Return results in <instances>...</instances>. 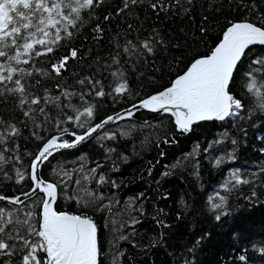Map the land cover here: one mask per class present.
<instances>
[{
  "label": "snow or ice",
  "instance_id": "obj_1",
  "mask_svg": "<svg viewBox=\"0 0 264 264\" xmlns=\"http://www.w3.org/2000/svg\"><path fill=\"white\" fill-rule=\"evenodd\" d=\"M163 21L186 27L173 37ZM106 34L104 57L84 47ZM209 122L225 130L202 149L195 143L154 182L190 168L199 183L203 153L222 173L205 209L219 226L241 211L233 201L242 188L247 205L264 200V163L227 167L249 147V128L264 126V0H0V264H131L120 245L137 247L148 197H118L116 160L128 156L115 145L139 135L141 149L159 148ZM258 139L264 157V133ZM93 142L102 159L81 151ZM150 214L160 231L148 247H163L168 214L155 205ZM210 235L202 230L179 264H198ZM230 236L214 264H264V232L234 228Z\"/></svg>",
  "mask_w": 264,
  "mask_h": 264
},
{
  "label": "trees",
  "instance_id": "obj_2",
  "mask_svg": "<svg viewBox=\"0 0 264 264\" xmlns=\"http://www.w3.org/2000/svg\"><path fill=\"white\" fill-rule=\"evenodd\" d=\"M110 3H117L118 0H109ZM199 2V0H198ZM102 11V10H101ZM152 22L149 21L148 26ZM163 32L171 34L173 37L180 35L179 29L183 26L180 21H163L159 25ZM110 28H115V24H110ZM88 30L85 29L87 35ZM93 48L94 56L104 57L111 51V45L108 43V35L97 47L95 44H85L87 48ZM174 55H179L173 51ZM134 80L135 77H132ZM104 106L117 107L112 105L111 101H106ZM141 119H148L152 122L151 114H138ZM225 129L219 128L215 123L209 122L202 128H197L194 133L188 137L180 138L175 144H160L157 148L154 144H148L147 147L141 149V136L137 135L131 140L121 141L117 150L128 156L126 162L116 160L118 172L113 173L115 179L122 181L117 190L118 197L123 200L124 197L134 195L137 192L143 191L148 197L145 202L146 213L141 219V223L136 225V236L134 242L137 247L133 248L127 242H122L120 247L125 248L127 253L131 255V264H141L146 259L150 264H179V257L184 254L186 246L191 245L193 239L200 234L202 230L211 233L209 239L205 241L197 254L198 264H214L217 258L223 256L224 251L230 250L229 246L233 244L230 236L232 230L252 228L259 238L264 232L261 227V222L264 221V200L255 202L251 206L239 198L241 194L247 193L248 189L242 188L240 194L233 201L234 205L241 209L234 217L227 219L222 225L217 226L216 222L211 220L210 215L205 211L207 197L213 195L217 189V185L222 180V173L210 168L207 161L203 159V153L198 158L200 160L199 183L191 175L190 168H176L168 177L160 178V183L157 185L154 181L159 178V173L165 169V166H170L175 160L188 151H190L195 143H199L201 149L206 141L211 139L214 134H217ZM229 130L234 132L229 125ZM264 133V126L257 128H249L247 144L249 147L242 148L238 153V159L227 167H243L247 165L249 168L256 164L264 163V157H261L257 151L260 147L258 139ZM135 145L136 154L133 155L132 146ZM82 152L86 153L90 160L102 159V153L97 149L95 142L85 144ZM160 152L164 155L160 156ZM151 162V164H149ZM70 163V161L68 162ZM107 167L112 166L109 161ZM152 167V175L148 176L146 169ZM157 191L167 195V199H156ZM184 200L189 206V211L184 213L180 208L179 202ZM67 203V202H65ZM162 208L167 215V222L171 228L166 231V237L163 242V247L149 248L151 238L157 236L160 231L155 222L152 220V206ZM181 214V219H175L177 214ZM98 224H103L102 218L96 217ZM127 260V256L125 257Z\"/></svg>",
  "mask_w": 264,
  "mask_h": 264
}]
</instances>
